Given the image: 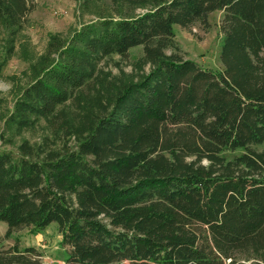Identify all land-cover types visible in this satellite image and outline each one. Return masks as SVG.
Segmentation results:
<instances>
[{
    "label": "trees",
    "instance_id": "1",
    "mask_svg": "<svg viewBox=\"0 0 264 264\" xmlns=\"http://www.w3.org/2000/svg\"><path fill=\"white\" fill-rule=\"evenodd\" d=\"M34 1L0 0L7 55ZM106 1L111 14L66 39L49 33L29 62L8 121L43 120L74 145L0 150L4 235L55 222L62 264H264V0ZM216 10L222 68L212 70L180 54L174 25L206 24ZM136 46L148 71L101 73ZM0 264L48 263L14 245Z\"/></svg>",
    "mask_w": 264,
    "mask_h": 264
},
{
    "label": "rangeland",
    "instance_id": "2",
    "mask_svg": "<svg viewBox=\"0 0 264 264\" xmlns=\"http://www.w3.org/2000/svg\"><path fill=\"white\" fill-rule=\"evenodd\" d=\"M83 0H35V8L28 15L19 32L13 53L7 55V32L0 27V150L17 155L19 146L27 142L30 146L56 148L65 145L72 147L73 138L63 135L55 136L43 120L25 129H16L11 125L10 115L15 99L21 90L31 81L30 60L42 54L46 47L49 33H59L64 39L81 25L98 19L100 15L111 14L109 1L98 0L84 7ZM144 8H135L134 14L141 13ZM222 11L208 14L206 24L197 22L189 29L174 25L175 41L184 58L197 62L200 66L212 70L221 69L219 60L221 32L219 23ZM171 50L167 49L169 53ZM142 55V47L136 46L129 50L125 59L118 55L104 59L99 68L102 74L110 79L132 78L136 80L148 71L149 66L138 63ZM54 57V55H53ZM264 143L255 146L260 149ZM241 150L225 151L227 157L238 154ZM6 224L0 221V248L17 245L35 247L41 254V260L48 264H62L66 257L67 247L60 243L61 235L55 222L50 223L43 231L31 233L28 228L13 231L5 236Z\"/></svg>",
    "mask_w": 264,
    "mask_h": 264
}]
</instances>
